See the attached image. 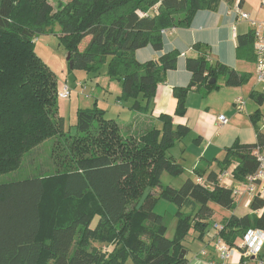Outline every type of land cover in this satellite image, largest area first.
Segmentation results:
<instances>
[{
  "label": "trees",
  "instance_id": "16d2710c",
  "mask_svg": "<svg viewBox=\"0 0 264 264\" xmlns=\"http://www.w3.org/2000/svg\"><path fill=\"white\" fill-rule=\"evenodd\" d=\"M219 1L67 0L54 10L48 0H0V176L17 170L23 155L36 152L46 139L63 136L52 166L42 163L24 178L0 182V264H123L128 258L134 264H189L186 255L179 258L187 250L183 241L191 230L203 238L214 215L209 203L234 210L231 188L217 177L233 162L237 182L253 173L257 162L251 151L264 145L263 133L257 130L253 144L234 142L212 165L195 169L204 183L187 177L177 188L163 185V172H183L168 150L188 135L189 127L160 114V128L125 136L114 119L94 106L76 110L70 135L58 115L57 77L35 53L33 42L57 24L72 69L97 72L106 64L107 75L121 81L118 98L132 99V108L146 113L179 52L139 62L135 51L148 45L160 50L164 29L189 26L197 11L213 9ZM253 38L252 30L237 37L238 58H255ZM185 67L190 82L172 88L178 116L185 114L189 91L218 89L220 76L225 86H241L250 77L220 62L210 64L204 55L187 58ZM250 96L263 102L256 92ZM145 189L149 193L137 209ZM160 199L176 207L170 239L163 214L154 211ZM247 208L216 223L222 226L217 236L230 248H237L236 240L249 229L264 230V199L253 198Z\"/></svg>",
  "mask_w": 264,
  "mask_h": 264
},
{
  "label": "crops",
  "instance_id": "0c3cea01",
  "mask_svg": "<svg viewBox=\"0 0 264 264\" xmlns=\"http://www.w3.org/2000/svg\"><path fill=\"white\" fill-rule=\"evenodd\" d=\"M235 5H238L242 11L248 13L255 20L263 19L264 0H220L213 9L197 11L189 26L164 29L160 50L148 45L135 51V58L139 62L156 60L170 50L179 52L175 68L168 70L165 73L164 82L157 85L151 109L148 112L142 113L133 109L134 101L132 99H127L125 102L118 100V98L111 100L109 97L107 100L104 98L100 100L101 93L96 98L94 90L84 92L86 88L82 85L83 91L81 93L83 92L85 98L96 100L100 109L104 110L106 118L114 119L119 125V121H126L132 116L136 117L128 124L119 125L120 132L125 136L137 135L152 126L160 128L162 125L158 120L160 114L171 115L174 125L188 126L190 129L188 135L170 148L168 154L182 166L183 172L190 175L188 177L192 179L196 178L195 169L213 164V161L221 158L224 148L231 146L236 141L241 144H253L256 142L257 130L264 134V125L261 129L257 122L261 118L260 115L263 116L264 114V83H259L255 78L257 58L253 52L254 49L252 51L255 56L253 60L240 59L236 55L237 37L249 32L252 28L248 20L237 17L234 11ZM196 43L205 45V48L196 49L194 47ZM201 55L206 56L210 64L220 62L225 66L234 68L237 72L249 73V80L241 86H225V76H220L216 80L219 85L218 89L208 93H204L202 90L189 91L185 100V114L183 116L175 115L176 99L172 95V88L185 86L190 82L191 73L185 67V61L187 58H196ZM118 82L121 85V81L118 80ZM251 92L262 95L263 102L259 104L255 98L250 96ZM108 93L116 95L112 91ZM72 96V92H70L68 99L61 100L68 102L69 108L71 106L76 110L83 108L80 106L76 95V99ZM236 98H241L244 101L240 110L233 104ZM59 101L57 100L58 115L63 117L64 126L67 130L63 115L67 109L66 103L63 104L64 107L61 110ZM255 112H257V117L254 118L252 116ZM220 114L228 119V123L225 125H220L217 122L216 118ZM39 167L42 168L43 164H39L36 168ZM164 173L161 174V177L164 176ZM3 181L0 179V182ZM209 204L214 210L215 204ZM225 214L222 217L225 218L230 215ZM214 216L215 211L211 220ZM211 220L207 228V236L204 234L202 239H197L200 250L192 258H188V248L186 247L185 255L189 264L226 263L218 259L215 249L213 246L211 247V241L214 240L215 236L212 225L221 221L211 225ZM239 241L240 239H237L236 243ZM212 253L213 257L211 256ZM231 255L232 259L228 263L239 264L242 257L241 253L237 249H233ZM260 261H263L264 264V245L258 257H246L243 259V264H259Z\"/></svg>",
  "mask_w": 264,
  "mask_h": 264
},
{
  "label": "rangeland",
  "instance_id": "374dc122",
  "mask_svg": "<svg viewBox=\"0 0 264 264\" xmlns=\"http://www.w3.org/2000/svg\"><path fill=\"white\" fill-rule=\"evenodd\" d=\"M66 1L67 0H48V2L51 3L54 10L58 8L59 4L65 3ZM58 28H59L58 25L55 24L53 26V32L38 34L33 39L35 53L42 59V61H44L47 64V66L55 73L57 77L58 92L63 88L64 85H67L71 89L73 95L72 97L74 99H76V97L79 99V104L80 106L83 107L82 109L93 108L94 106L100 108L99 105H97L96 100H92L90 98L84 97L83 92L81 93V91H83L82 85H84V87L86 88L84 89L85 90L84 92H90L94 90V96L96 98H98V94L101 93L100 100H102V98L107 100L108 97L111 100L117 99L118 98L117 96H119L121 93V85L119 84L118 80L107 75L106 64H104L97 72H87L82 69L69 68L68 62L66 60L67 52L65 51L63 46L59 43V39L57 35ZM87 42H88L87 38L83 39L79 47L81 49L84 48ZM109 91L116 93V95H110L108 93ZM57 100H60L59 106L61 110H63L64 107L63 104H65L66 102L58 98ZM118 100H122L125 102V99L118 98ZM65 106L67 107L65 113L63 112L65 118V124L67 129L69 130V134L73 135L75 130V122H76V109H73L72 106L69 108L68 102L65 104ZM260 117L261 118L257 120V122L259 123L262 129L263 127L262 125H264L263 124L264 114L263 116L260 115ZM135 118H136L135 116H132L130 119L126 121H119V125L122 126L126 123L128 124L132 122ZM62 141H63V136H58V135L46 139L44 142H42V144L36 147L37 150L36 152H33L32 150L31 152L29 151L23 155L21 164L17 170L1 175L0 179L14 180V179L24 178L27 174H29L30 171L34 170V167H38L39 163H43L45 166L48 165L52 166L53 165L52 161L55 160V158H58L57 154L58 151L60 152V148H61L60 144ZM163 175L164 176L161 177V183L163 185H169L176 188L182 184L184 179L190 176L186 172H182L178 176H172L166 172ZM154 211L163 214L164 221L167 226V231L165 235L169 239L172 238L174 234L175 222H176L173 213L176 211V207L172 203L160 199L156 203L154 207ZM214 211H215V216L211 220V225L214 222H220L224 218L222 216L226 215L225 213L227 214L234 213L237 215H241L249 212L248 209L243 206L242 200H238L235 202V208L233 211L218 207L216 204L214 206ZM95 221L96 219L93 220L92 225H94ZM207 232L208 229L205 233V236H207ZM195 235L196 234L191 230L183 241L184 245L188 248V254H187L188 258H192L196 254V252L200 250L199 241L197 240ZM212 246L214 248V240L211 241V247ZM211 256L213 257V253L211 254ZM123 264H134V262L130 258H128Z\"/></svg>",
  "mask_w": 264,
  "mask_h": 264
},
{
  "label": "built area",
  "instance_id": "2783aa9c",
  "mask_svg": "<svg viewBox=\"0 0 264 264\" xmlns=\"http://www.w3.org/2000/svg\"><path fill=\"white\" fill-rule=\"evenodd\" d=\"M234 11L239 19H246L250 23L254 34L253 52L257 58L255 64V78L259 83H264V16L262 20L257 21L250 17L248 13L242 11L238 5H235ZM139 14L142 15L143 13L139 12ZM70 92V88L67 85H64L59 92L57 91V98L68 99ZM233 104L238 110H240L243 107L244 101L241 98H236L235 101H233ZM216 119L220 125L228 123V119L223 114L218 115ZM251 154L257 162V168L253 173L247 175L244 180L237 182V180L234 179L232 174V170L236 166L234 162L227 169L223 170L217 177L220 185H223L226 188H231L234 202L242 200L243 206L246 208L249 207L252 199L255 197L264 199V145L254 147ZM195 181L201 184L204 183L201 177H196ZM257 212L260 214L261 210H258ZM221 227V225L216 223L213 225L215 230L214 249L222 262L231 261V252L233 249H237L239 252L240 248L243 249V253H240L244 257L252 256L254 258L259 256L264 245V230L256 228L253 230L249 229L240 240L237 248H230L221 238L217 236V232ZM259 264H263V261H260Z\"/></svg>",
  "mask_w": 264,
  "mask_h": 264
},
{
  "label": "water",
  "instance_id": "95a60500",
  "mask_svg": "<svg viewBox=\"0 0 264 264\" xmlns=\"http://www.w3.org/2000/svg\"><path fill=\"white\" fill-rule=\"evenodd\" d=\"M66 60L68 62L69 68L72 69L73 66H72V61L69 58V54L66 55ZM214 82H215V79H210V81H209V83H214ZM148 193H149V190L145 189L144 192L142 193L137 205H136L137 209H139L141 207V205L143 204L144 200L146 199ZM185 253H186L185 249H182L180 254H179V258H183Z\"/></svg>",
  "mask_w": 264,
  "mask_h": 264
}]
</instances>
